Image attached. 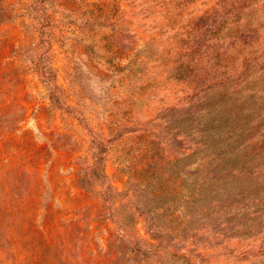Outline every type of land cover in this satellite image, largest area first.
Listing matches in <instances>:
<instances>
[{"label": "rangeland", "instance_id": "obj_1", "mask_svg": "<svg viewBox=\"0 0 264 264\" xmlns=\"http://www.w3.org/2000/svg\"><path fill=\"white\" fill-rule=\"evenodd\" d=\"M0 264H264V0H0Z\"/></svg>", "mask_w": 264, "mask_h": 264}, {"label": "trees", "instance_id": "obj_2", "mask_svg": "<svg viewBox=\"0 0 264 264\" xmlns=\"http://www.w3.org/2000/svg\"><path fill=\"white\" fill-rule=\"evenodd\" d=\"M243 126V125H242ZM222 141L224 142V140L223 139H221V140H217V143H222ZM229 154H225L224 156H223V160H222V162H226L228 159H227V156H228ZM236 156H234V158H232L231 157V160H233L234 161V163H236V161H238L239 159H240V155H238V154H235ZM186 157H184V159H185ZM229 158V157H228ZM191 165V162H185L180 168L181 169H179V170H183V169H186V168H188L189 166ZM164 178H165V175H164ZM175 178V177H174ZM176 179H178L179 180V178H176ZM185 181V179L183 180V182H181L180 183V185H178L177 183L178 182H173L174 184H176V185H178V189H180V190H185L186 189V184H187V182H184ZM193 183H191L190 185H192ZM204 190H205V188H201V189H196V188H194V187H191V188H189L187 191H186V196H187V198H185V200L184 201H188V204L190 203H195V202H197L199 199H201L202 197H203V195H205V193H204ZM169 193V191L167 190V189H165L164 188V204L166 203V194H168ZM165 208V207H164ZM168 209L170 208V207H167ZM146 229H147V231H148V233L151 235V237H152V239H154V240H156V241H163V239H165V237H166V234H167V230H164V233H163V230H161V229H159V230H155V229H157V226L156 225H154V223L152 222L151 224H150V226H146Z\"/></svg>", "mask_w": 264, "mask_h": 264}]
</instances>
